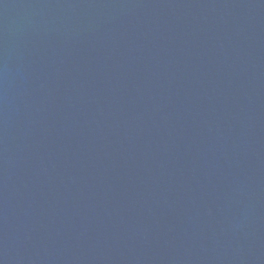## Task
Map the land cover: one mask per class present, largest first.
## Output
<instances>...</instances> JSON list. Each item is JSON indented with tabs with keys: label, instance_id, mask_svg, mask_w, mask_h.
<instances>
[{
	"label": "water",
	"instance_id": "1",
	"mask_svg": "<svg viewBox=\"0 0 264 264\" xmlns=\"http://www.w3.org/2000/svg\"><path fill=\"white\" fill-rule=\"evenodd\" d=\"M0 264H264V0H0Z\"/></svg>",
	"mask_w": 264,
	"mask_h": 264
}]
</instances>
